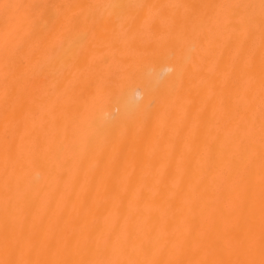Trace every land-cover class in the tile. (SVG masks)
I'll use <instances>...</instances> for the list:
<instances>
[{
	"label": "bare ground",
	"instance_id": "obj_1",
	"mask_svg": "<svg viewBox=\"0 0 264 264\" xmlns=\"http://www.w3.org/2000/svg\"><path fill=\"white\" fill-rule=\"evenodd\" d=\"M0 264H264V0H0Z\"/></svg>",
	"mask_w": 264,
	"mask_h": 264
}]
</instances>
